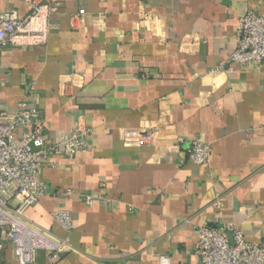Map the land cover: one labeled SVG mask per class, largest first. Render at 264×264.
I'll list each match as a JSON object with an SVG mask.
<instances>
[{"label":"crops","instance_id":"obj_1","mask_svg":"<svg viewBox=\"0 0 264 264\" xmlns=\"http://www.w3.org/2000/svg\"><path fill=\"white\" fill-rule=\"evenodd\" d=\"M47 2L45 40L0 50V108L26 97L48 138L82 127L89 144L38 169L47 191L23 213L69 245L30 264H200L197 226L225 221L264 247V62L230 60L238 16L264 15V0ZM9 8L25 17L32 0H0ZM151 127L152 143L126 144L125 130ZM193 140L209 143L207 162L187 159Z\"/></svg>","mask_w":264,"mask_h":264},{"label":"built area","instance_id":"obj_2","mask_svg":"<svg viewBox=\"0 0 264 264\" xmlns=\"http://www.w3.org/2000/svg\"><path fill=\"white\" fill-rule=\"evenodd\" d=\"M48 0H32L31 12L22 17L16 9L0 11V50L10 45H28L43 42L52 28L49 20ZM85 8L80 7L78 15ZM236 47L230 60L246 66L264 62V15L246 8L238 16ZM30 81V80H29ZM157 128L125 130L126 144L152 143ZM87 128L76 127L64 132L59 140L45 134V120L39 109L24 97L12 111L0 108V264L3 253L10 247L15 264H30L38 249L58 254L68 247L65 238L49 228L39 225L23 213L25 206L35 204L47 191L45 181L39 176V167L54 154L63 152L68 157L87 151ZM210 157L207 142L193 140L187 150V159L205 163ZM70 195L71 188L55 190L53 194ZM91 200L92 195H85ZM215 205L221 206L220 197ZM60 227L70 230L72 215L66 209L52 212ZM200 264H264V247L248 240L244 232L232 221L197 226L193 246ZM161 264H170L161 257Z\"/></svg>","mask_w":264,"mask_h":264}]
</instances>
